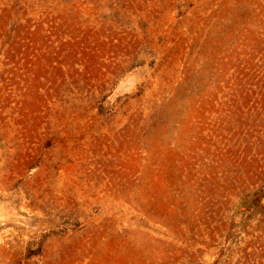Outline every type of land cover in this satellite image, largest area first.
<instances>
[{
	"label": "rangeland",
	"instance_id": "rangeland-1",
	"mask_svg": "<svg viewBox=\"0 0 264 264\" xmlns=\"http://www.w3.org/2000/svg\"><path fill=\"white\" fill-rule=\"evenodd\" d=\"M0 264H264V0H0Z\"/></svg>",
	"mask_w": 264,
	"mask_h": 264
}]
</instances>
